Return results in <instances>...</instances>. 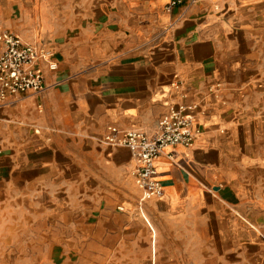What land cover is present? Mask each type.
<instances>
[{"label": "crops", "instance_id": "obj_1", "mask_svg": "<svg viewBox=\"0 0 264 264\" xmlns=\"http://www.w3.org/2000/svg\"><path fill=\"white\" fill-rule=\"evenodd\" d=\"M167 5L0 0V32L57 66L0 108V264L264 262V0ZM180 105L199 137L140 202L130 151L100 141Z\"/></svg>", "mask_w": 264, "mask_h": 264}, {"label": "built area", "instance_id": "obj_2", "mask_svg": "<svg viewBox=\"0 0 264 264\" xmlns=\"http://www.w3.org/2000/svg\"><path fill=\"white\" fill-rule=\"evenodd\" d=\"M183 2L168 0L167 11L170 12ZM196 2L189 0L191 5ZM0 45V108L6 106L11 97L43 93L45 79L36 69V64L43 62L50 71H55L57 66L53 61V53L37 45L24 44L8 31L0 32ZM188 111L182 105L172 109L159 120L153 134L141 129L120 131L110 127L102 137V146L130 151L136 164L133 177L141 192L140 202L163 197V187L157 180L156 162L164 151L177 146L190 149L199 137L200 131ZM119 210L122 211L121 208Z\"/></svg>", "mask_w": 264, "mask_h": 264}, {"label": "rangeland", "instance_id": "obj_3", "mask_svg": "<svg viewBox=\"0 0 264 264\" xmlns=\"http://www.w3.org/2000/svg\"><path fill=\"white\" fill-rule=\"evenodd\" d=\"M253 264H255V263H253ZM257 264H264V262H260V261H259V262H257Z\"/></svg>", "mask_w": 264, "mask_h": 264}]
</instances>
